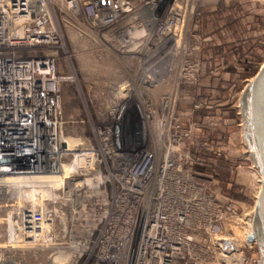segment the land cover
<instances>
[{"label": "built area", "instance_id": "obj_1", "mask_svg": "<svg viewBox=\"0 0 264 264\" xmlns=\"http://www.w3.org/2000/svg\"><path fill=\"white\" fill-rule=\"evenodd\" d=\"M66 5L137 60L136 79L100 84L97 106L92 90L81 85L53 2L0 0V179L12 181L0 183V209L22 202L24 242L18 255L3 251L0 264H21L30 249L45 264H207L230 257L224 233L232 230L238 206L221 191L214 170L203 168L220 153L214 141L195 132L197 122L186 124L185 85L199 58L198 46L188 45L193 35L186 23L201 13L198 4ZM67 84L90 96L84 103L96 111L90 131L86 118L64 116ZM95 203L101 218L92 235L74 236L73 213ZM6 235V249L20 242L9 225Z\"/></svg>", "mask_w": 264, "mask_h": 264}, {"label": "rangeland", "instance_id": "obj_2", "mask_svg": "<svg viewBox=\"0 0 264 264\" xmlns=\"http://www.w3.org/2000/svg\"><path fill=\"white\" fill-rule=\"evenodd\" d=\"M51 1L58 10L67 43L74 54L81 85L92 90L94 104L99 106V96L94 94L97 87L110 80L134 81L137 60L119 52L82 16L69 13L66 0ZM190 1H196L201 13L190 14L186 23L193 35L188 45H197L199 56L197 71L189 75L193 81L185 85L189 108L186 110V124L197 122L200 130L195 129V132L214 141L220 153L207 158L211 165L203 168L214 170L220 179L221 191L234 199L239 210L232 230L224 233L230 238L232 255L226 256L228 259L220 256L218 261L207 264H262L264 253L260 242L248 240L249 217L254 213L256 216L261 172L255 155L256 145L248 132L246 119L249 107L243 106V97L253 76L264 63V0ZM89 98V95L77 92V85H65V118H70L71 114L86 118L88 123L85 127L90 131L92 119L96 120V111L92 103L91 109L84 108V103L91 102ZM133 126L135 135H138V120H134ZM17 201L13 205L8 201L0 209L1 255L3 251L18 255L23 250L20 247L24 243L22 241L14 243L15 247L10 249L4 248L11 245L6 235L7 216L9 211L17 213ZM257 227L263 240L260 222H257ZM79 232L77 228L74 236H83L78 235ZM231 239L237 247L232 245ZM45 262L46 259L37 256L35 249H30L21 264Z\"/></svg>", "mask_w": 264, "mask_h": 264}, {"label": "bare ground", "instance_id": "obj_3", "mask_svg": "<svg viewBox=\"0 0 264 264\" xmlns=\"http://www.w3.org/2000/svg\"><path fill=\"white\" fill-rule=\"evenodd\" d=\"M246 120H247L248 125L250 126V134L253 137L252 119H251L250 108L248 110V117H247ZM253 139H254V137H253ZM76 140H77V138H73V141H76ZM255 151H256L255 155H257L256 158L258 159V160L257 159L256 160L259 163V170L261 172L260 180H261V186H262V177H263L262 165H261L260 156H259V152H258L257 148H256ZM0 180H1L0 183L1 184L4 183L5 185H7V183H11L12 182V181H7L6 182V181H4V179H0ZM261 186L259 188V192H260ZM258 195H259V193H258ZM97 197H98L99 201L102 202V200L105 198V191L104 190L98 191L97 192ZM16 207H17L16 210H15V212H17L16 214H14V211L9 213V216H8L9 223H8V225H9V233H10L11 237H13L15 239V241H20L22 239V237H23V233H22V213H21V211H22V202L19 201L18 205ZM100 207H101L100 204L95 203L91 208H88V209L82 208L81 210H76L73 213V216H74L73 234L76 233V229L78 228L81 231V232L78 233V235L82 234L83 236H81V237H90L92 235L93 231L95 230L98 222L100 221V218H101ZM257 222L261 223L262 229L264 231V222H262V220L259 221L256 218L255 213L251 214V216L249 217L250 228H249L248 232H250L249 233L250 236H249L248 240L251 243L254 242V241L260 242V245L262 246V251L264 253V239L262 240V237L260 235L261 234V230L259 229L260 231H258ZM227 238L230 240L229 237H227ZM234 239H231L232 245L234 244L235 245L234 247H237L238 245H237V243H235V241H233ZM229 240H228V242H230ZM230 255H232V254H230ZM262 264H264V260H263Z\"/></svg>", "mask_w": 264, "mask_h": 264}, {"label": "water", "instance_id": "obj_4", "mask_svg": "<svg viewBox=\"0 0 264 264\" xmlns=\"http://www.w3.org/2000/svg\"><path fill=\"white\" fill-rule=\"evenodd\" d=\"M243 106L250 108L254 142L262 165V186L257 199L256 218L264 222V63L247 86Z\"/></svg>", "mask_w": 264, "mask_h": 264}, {"label": "flooded vegetation", "instance_id": "obj_5", "mask_svg": "<svg viewBox=\"0 0 264 264\" xmlns=\"http://www.w3.org/2000/svg\"><path fill=\"white\" fill-rule=\"evenodd\" d=\"M248 132L250 133V126L248 125Z\"/></svg>", "mask_w": 264, "mask_h": 264}, {"label": "trees", "instance_id": "obj_6", "mask_svg": "<svg viewBox=\"0 0 264 264\" xmlns=\"http://www.w3.org/2000/svg\"><path fill=\"white\" fill-rule=\"evenodd\" d=\"M256 71V70H255Z\"/></svg>", "mask_w": 264, "mask_h": 264}]
</instances>
